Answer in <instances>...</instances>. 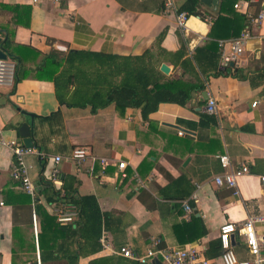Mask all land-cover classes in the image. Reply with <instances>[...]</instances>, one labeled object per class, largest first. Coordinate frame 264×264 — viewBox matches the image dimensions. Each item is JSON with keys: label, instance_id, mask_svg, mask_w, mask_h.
I'll return each instance as SVG.
<instances>
[{"label": "crops", "instance_id": "1", "mask_svg": "<svg viewBox=\"0 0 264 264\" xmlns=\"http://www.w3.org/2000/svg\"><path fill=\"white\" fill-rule=\"evenodd\" d=\"M184 1L0 0V22L12 29L14 43L30 45L42 53L54 49L66 54L80 50L85 57L93 52L136 56L149 50L159 61L154 63L156 68L165 63L169 71L159 69L163 74L180 77L189 85L197 83L196 78L180 67L173 53L183 47L185 58L197 47H211L219 52L217 65L223 70L229 63L222 62L219 41L231 38L210 35L212 18L203 21L191 15L184 27L179 26L176 14ZM215 1L208 5L211 9L216 8ZM244 2H248L246 7ZM238 3L241 7L233 8L245 16L247 23L242 31L248 28L249 32L242 54L233 62L241 76L227 72L205 78L197 70V80L204 88L193 91L185 105L159 103L148 120H143L134 107L107 105L96 112H91L89 106L67 107L58 102L52 78H36L31 71L11 86H0V137L22 142L18 127L23 122L31 124L36 144L33 147L42 154H26L24 162L38 194V204L48 216L55 217L53 202H65H47L43 193H37V188H42L41 175L48 176L53 155L68 154L77 146L109 159L104 175L97 163L92 174L77 170L69 160H62L60 168L77 179L78 195H93L100 211L116 218L109 229L103 227L101 231L115 248L129 245L133 251L144 253L152 239L158 238L167 247L197 244L204 247L206 257L216 258L218 255L208 256L207 251L210 242L218 238L222 223L239 221L247 214H264V74L260 73L264 0ZM9 7H21L20 24H13L14 13ZM260 12V22L248 23L247 14ZM227 20L229 24L233 22ZM0 37L4 39L2 32ZM42 53L35 60L39 61ZM30 57L35 58L33 54ZM30 61L26 65L34 63ZM209 69L207 72L212 73ZM203 91L207 99L214 98V113L205 110ZM56 111L60 118L50 117ZM224 153L233 165L245 163L248 167V172L237 177L236 195L231 188L214 182V177L223 172L218 156ZM118 160L127 162L124 177H120ZM12 163V152L0 143V264H30L39 259L38 234L44 220L35 212L34 202L30 213L21 201L19 192L23 190L10 175ZM184 203L191 208L188 217L184 216ZM191 215L204 224L205 232L200 236L195 225L193 230L189 227ZM256 229L264 233V223ZM51 230L55 246L58 232L54 225ZM232 245L239 258L250 257L240 238H233ZM95 260L98 264L132 261L100 247L93 254L81 256L78 264H92ZM157 262L162 264L159 259L153 264Z\"/></svg>", "mask_w": 264, "mask_h": 264}, {"label": "trees", "instance_id": "2", "mask_svg": "<svg viewBox=\"0 0 264 264\" xmlns=\"http://www.w3.org/2000/svg\"><path fill=\"white\" fill-rule=\"evenodd\" d=\"M236 1L217 0L216 8L211 9L212 6L202 4L199 0H185L177 11H185L187 17L197 16L203 21L209 16L213 19L211 36L234 38L240 34L247 23L245 16L233 8ZM9 9L14 13L13 24H20L23 15L21 7H9ZM226 18L233 22L229 24ZM0 32L4 36L2 45L9 59L15 64L13 82L24 78L29 71L36 78H52L55 95L60 104L67 107L89 106L91 112H96L107 105H114L115 108L134 107L139 109L143 120H148V115L157 109L159 103L175 102L185 105L191 99L193 91L203 89V83L197 80L198 72L205 78H208L209 74L217 75L227 72L241 76L238 69H234L233 66L228 65L230 68L227 66L219 70L217 65L219 52L207 46L195 48L190 57L183 58L186 53L183 47L173 53L177 60H180L178 63L180 67L188 70V73L196 78L197 83L187 85L181 81L180 77L170 78L156 68L159 61L153 58V53L149 50L136 56L93 52L85 57L82 55L83 51L80 50L68 51L66 54L54 49L42 53L30 45L14 43L12 29L1 22ZM40 53H42V58L39 61L35 60ZM32 54L35 58L30 57V59L34 63L26 65ZM260 58L263 62L260 73L264 74V51ZM209 65L211 66L208 67ZM208 69L212 70V73L207 72ZM72 85L74 89L70 91ZM52 116L60 118L59 111L50 117ZM60 178L61 183L57 187L48 176L41 175L42 188H37L36 191L43 193L47 202L63 201L74 204L79 216L71 223L60 224L55 222L53 215L48 216L44 208L38 204V194L31 198L24 191L19 192V195L23 197L21 201L26 204L30 213L31 202H34L35 212L43 216L44 223L38 234L40 264L58 261L63 264H78L81 256L93 254L100 249L99 238L102 228L109 229L116 219L111 213L100 211L93 195H78V181L68 171L61 170ZM178 198L182 199L183 195H179ZM53 225L56 228L55 233L58 232L55 237H59L55 246L53 244L54 232L51 230ZM184 225L188 227V223ZM193 225L197 227L198 236L205 232L201 219L191 215L189 227L192 230ZM220 252L219 238L212 240L209 244V251H207L208 256H216ZM97 262L98 260H95L93 263ZM128 263L141 264L135 260H129ZM30 264H35V262Z\"/></svg>", "mask_w": 264, "mask_h": 264}, {"label": "built area", "instance_id": "3", "mask_svg": "<svg viewBox=\"0 0 264 264\" xmlns=\"http://www.w3.org/2000/svg\"><path fill=\"white\" fill-rule=\"evenodd\" d=\"M36 2L37 0H32ZM242 3V2H240ZM235 2L233 7L239 9L241 4ZM248 2H244L245 7ZM248 23H258L263 17L260 12L257 15H246ZM187 18L186 12L182 11L176 14L177 23L179 26L185 25ZM211 17H207L210 20ZM249 37L248 28H245L240 34L229 40H220L219 46L221 49V58L224 64L236 62L243 52L246 39ZM15 64L12 60L0 59V86L13 84ZM256 101L252 102L255 105ZM205 110L208 113L215 112V100L209 97L206 101ZM1 133V129H0ZM182 133V131H179ZM0 143L5 145L13 155V163L11 165L10 175L13 180L17 181L20 188L31 196L35 195V186L31 181L27 167L24 162V156L29 153H35L41 156L38 148L27 147L21 141L16 139L4 140L0 137ZM62 160H69L77 170H83L88 174H92L94 166L97 163L100 166L101 174L104 175L105 169L109 164V159L104 156H99L92 153L85 146H77L71 149L68 154H55L52 156V167L49 171L48 178L51 182L59 187L61 183V168ZM218 161L223 169V172L214 177V182L220 186H226L232 189V193L236 195L237 177L248 172V167L245 163L233 165L226 153L218 156ZM119 169L120 177H124L125 167L127 162L118 160L116 163ZM264 181V176H261ZM195 197V196H194ZM52 212L55 219L59 223L73 222L78 216V209L71 203H55L52 204ZM184 216L188 217L191 213V208L188 203L183 204ZM264 223V214H247L239 221L227 220L219 227L218 238L220 240L221 252L216 258H208L204 254V247L197 244H188L184 247H167L160 244L158 238H153L149 247L144 253L133 251L129 245H121L118 248L112 246L106 237L105 232L101 233L99 238L101 247L123 257L138 261L141 264H153L155 259H159L162 264H264V233H258L256 226ZM240 238L245 244L250 257L239 258L233 250L232 239ZM35 264H40L37 258Z\"/></svg>", "mask_w": 264, "mask_h": 264}, {"label": "water", "instance_id": "4", "mask_svg": "<svg viewBox=\"0 0 264 264\" xmlns=\"http://www.w3.org/2000/svg\"><path fill=\"white\" fill-rule=\"evenodd\" d=\"M201 1L205 2L207 5H210L212 3V0H201ZM2 42H3V39L0 37V59L5 60V59L9 58V55H8L7 51L5 50V48L3 47ZM229 66H233V62H230ZM159 69L164 73H168V71H169V67L165 63H161ZM202 96L204 99H207V92L203 91ZM174 126L177 129L185 130V129H181V127H179V126H176V125H174ZM18 134L21 137L22 143L25 146L33 147L36 145L34 142L33 134H32L31 124H28L26 122L21 123L18 127ZM157 264H160V263L157 262Z\"/></svg>", "mask_w": 264, "mask_h": 264}, {"label": "rangeland", "instance_id": "5", "mask_svg": "<svg viewBox=\"0 0 264 264\" xmlns=\"http://www.w3.org/2000/svg\"><path fill=\"white\" fill-rule=\"evenodd\" d=\"M237 1L239 2V0H237ZM237 1H236V2H237ZM255 6H256V5H255ZM255 6L253 5L252 7H255ZM201 7H202V6H201Z\"/></svg>", "mask_w": 264, "mask_h": 264}]
</instances>
